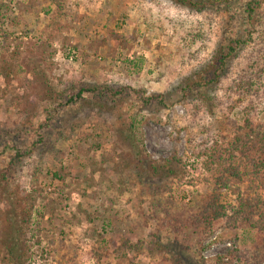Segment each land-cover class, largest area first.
Listing matches in <instances>:
<instances>
[{"label": "rangeland", "instance_id": "rangeland-1", "mask_svg": "<svg viewBox=\"0 0 264 264\" xmlns=\"http://www.w3.org/2000/svg\"><path fill=\"white\" fill-rule=\"evenodd\" d=\"M222 19L176 0H0V122L16 126L30 117L38 126L49 116L45 109L55 107L59 117L66 109L73 114L55 148L40 162L36 153L40 174L27 169L18 180L32 208L20 264H170L174 253H152L157 239L170 248L178 243L185 258L211 259L225 254L236 235L250 263L256 260V230L216 228L203 250L163 222L164 209L194 212L211 188L205 158L192 154L190 139L227 134L244 122L250 105L251 119L264 126V90L262 98L230 114L218 108L214 117L203 110L195 115L177 89L191 69L209 61ZM246 54L236 60L231 80L244 69ZM83 83L133 90L118 108L61 106L60 96H74ZM229 83L219 90L222 101L234 97ZM152 94L165 95L164 102L146 104L143 96ZM0 151L1 172L9 156ZM175 154L182 167L172 175L170 166L160 165ZM138 157L158 166L153 183L165 181L156 197L131 176ZM4 209L0 200V264H15L2 247ZM137 243L141 248L133 247Z\"/></svg>", "mask_w": 264, "mask_h": 264}, {"label": "trees", "instance_id": "trees-1", "mask_svg": "<svg viewBox=\"0 0 264 264\" xmlns=\"http://www.w3.org/2000/svg\"><path fill=\"white\" fill-rule=\"evenodd\" d=\"M176 1L192 10L197 9L201 12L208 10L211 15L216 13L224 17L221 32L209 61L191 69L177 87L183 102L193 104L195 115L203 110L215 117L219 113L218 108L230 114L246 100L252 102L253 98L255 100L262 98L264 0ZM245 49H247L245 67L231 80L235 62L243 55ZM228 80L230 82L228 89L234 93V97L222 101L218 96L219 90ZM130 90L133 89L124 85L83 83L74 96L70 94L60 96L65 99L61 106L73 104L80 108L92 103L95 110L96 104L99 103L103 110L107 105L118 108L129 98ZM164 97L165 95L152 94L143 96V101L146 104L154 99L164 102ZM250 106L244 109L247 115L244 122L232 126L227 134L220 135L221 137H212L208 134L200 142L190 139L192 154L196 158H205L203 167L210 174L211 188L199 200L194 212L178 211L174 214L164 209L166 218H163V222L174 232L194 240V243H198L203 250L210 247V243L204 242L214 234L216 228L230 230L233 233L242 228L256 230L261 235L260 242H256L254 247L256 260L250 263L247 254L249 250H245L246 254L242 251L237 235L231 238V248L225 254H218L211 259L194 257L196 253L185 258L181 249L177 248L178 243L174 248H170L157 239L152 253L160 252L163 256L168 252L174 253L169 258L170 264H264V257H260V251L264 247V126L256 125L251 119ZM55 108L54 113L49 108L45 109L49 116L46 117L45 123L38 126L33 124L30 117L22 119L16 126L0 122V147L2 152L9 156L8 164L0 172V200L5 203L2 247L15 264H20V242L32 216V208L29 205L31 195L20 189L18 180L27 169L33 170L31 173L37 176L40 174L39 157L55 148L54 139L64 133L66 124L70 123L73 116L72 113H68L71 109H66L64 111L66 113L59 117L60 110ZM52 114L54 119L57 118L56 121H53ZM222 123L219 124L224 126ZM221 126L220 130L223 129ZM134 148L135 153L140 152L138 147ZM36 153L38 161L34 159ZM166 162L160 165V168L170 166L168 172L172 175L182 167V158L176 154L166 159ZM131 167L134 170L131 176L142 182L153 197L162 193L161 185L165 184V181L160 178L153 183V174L159 169L154 162L148 163L143 157H138ZM54 176L60 177L56 171ZM165 178H168L167 175ZM154 204L156 208L162 206L160 201ZM126 244L128 243L125 242V246ZM141 246L142 244L137 243L133 247Z\"/></svg>", "mask_w": 264, "mask_h": 264}]
</instances>
